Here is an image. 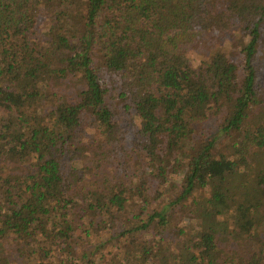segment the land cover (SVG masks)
I'll list each match as a JSON object with an SVG mask.
<instances>
[{"label": "trees", "instance_id": "obj_1", "mask_svg": "<svg viewBox=\"0 0 264 264\" xmlns=\"http://www.w3.org/2000/svg\"><path fill=\"white\" fill-rule=\"evenodd\" d=\"M261 57L264 0H0V240L39 264H264Z\"/></svg>", "mask_w": 264, "mask_h": 264}, {"label": "rangeland", "instance_id": "obj_2", "mask_svg": "<svg viewBox=\"0 0 264 264\" xmlns=\"http://www.w3.org/2000/svg\"><path fill=\"white\" fill-rule=\"evenodd\" d=\"M236 27H233L232 30L230 32H227L221 39H220V44H218L219 46H221V49L224 52H230V51H234V49H237V47L235 46V42L237 40V33L235 32ZM235 46V47H234ZM234 47V48H233ZM194 51V52H193ZM197 51V47H195L192 51H191V55H193V57L195 56V52ZM262 55V54H261ZM260 63L264 64V57L260 58ZM261 77L262 80H264V72L262 74L261 72ZM262 82V81H261ZM219 142H221V146L222 148H224L223 150H227L228 146L230 143L233 142V140L231 139L230 136H224V135H220L219 136ZM87 165L90 167V169H93L92 165L87 162ZM92 173V172H91ZM108 178L110 177V174H108L107 176ZM88 178V177H87ZM182 225V223H181ZM197 227L195 226L194 229H196ZM75 234V233H74ZM76 235V234H75ZM248 245V244H247ZM248 251L242 252V251H238L237 253L239 255H247ZM0 255L5 257L7 262L9 264H39V261H28L29 259H23L22 257L18 256L17 252L15 251V247L12 246L11 244H7L6 242H4V240H0Z\"/></svg>", "mask_w": 264, "mask_h": 264}]
</instances>
